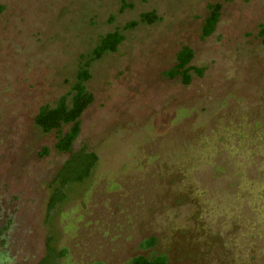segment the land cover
I'll return each mask as SVG.
<instances>
[{
	"label": "rangeland",
	"instance_id": "374dc122",
	"mask_svg": "<svg viewBox=\"0 0 264 264\" xmlns=\"http://www.w3.org/2000/svg\"><path fill=\"white\" fill-rule=\"evenodd\" d=\"M209 3L221 16L203 39ZM260 26L264 0H0V264H264ZM115 30L117 50L91 60ZM182 45L205 68L189 85L163 74ZM85 61L93 101L72 153L96 162L61 188L71 154L34 116Z\"/></svg>",
	"mask_w": 264,
	"mask_h": 264
},
{
	"label": "trees",
	"instance_id": "16d2710c",
	"mask_svg": "<svg viewBox=\"0 0 264 264\" xmlns=\"http://www.w3.org/2000/svg\"><path fill=\"white\" fill-rule=\"evenodd\" d=\"M207 8L208 14L204 19L201 31L203 39L211 36L216 30L221 16L222 5L220 3H209L207 4ZM157 18L153 11L139 15V20L146 23L154 22ZM135 24L136 21H131L125 24L123 29L132 27ZM258 36L262 38L264 43V28L262 26L259 28ZM123 40L124 35L121 33V30L107 32L101 36L98 43L92 49L90 59H98L106 53L115 52ZM193 57V49L188 45H182L176 53L175 63L170 69L164 71V76L170 79L178 77L183 85H189L194 74L202 77L205 68L192 65ZM89 63L90 61H85L81 64L82 66L77 73L76 81L68 94L61 95L53 106H41L34 116V123L42 132L57 131L54 148L63 154H71L64 161L53 179V183L57 182L61 188L69 183L81 182L87 178L96 162V155L93 153L84 150L72 153V147L81 131V116L93 101V96L85 85L86 81L90 78ZM47 152L46 148L42 151L44 154ZM54 200L58 201L59 196L57 195ZM154 243L155 239L151 237L144 240L141 244L147 248L154 245ZM50 256L51 253L47 257H44L39 264H51L49 260ZM91 264L104 263L95 261ZM127 264H167V260L163 255L151 258L135 256Z\"/></svg>",
	"mask_w": 264,
	"mask_h": 264
}]
</instances>
